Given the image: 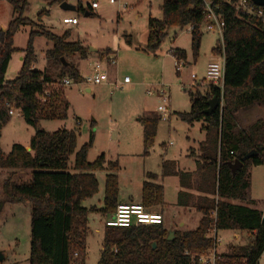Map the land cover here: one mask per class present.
I'll list each match as a JSON object with an SVG mask.
<instances>
[{
	"label": "trees",
	"instance_id": "16d2710c",
	"mask_svg": "<svg viewBox=\"0 0 264 264\" xmlns=\"http://www.w3.org/2000/svg\"><path fill=\"white\" fill-rule=\"evenodd\" d=\"M18 15L2 32L0 46V141L2 129L11 120L9 111L20 112L27 125L37 129L40 120L67 118L70 104L63 88L57 85L49 69H34L36 55L34 39L46 38L53 44L47 57L55 67H61L62 81L66 75L76 83L82 80L79 70L66 63L68 58H87L86 49L79 42H69L70 32L57 36L49 31L31 32L24 50L14 46L15 35L29 24L23 18L28 0H5ZM50 6L68 0H41ZM237 0H163L161 20L148 23L147 49H159L172 28L191 27L193 57L199 55L202 24L206 20V2L224 21L223 41L212 49L214 55L225 54L224 88L210 84L202 93L190 90V111L177 116L189 125L202 122L205 133L200 144L197 173L201 180L196 191L207 196H195L180 191L177 205L194 207L201 215L196 229L174 231L168 241L169 230L164 225L141 226L129 229L104 228L103 250L98 264H197V256L213 248L207 236L212 229L250 233L252 241L245 246H231L229 252L218 255L217 264H258L264 254V219L262 211L245 206L250 189V169L264 164V119H259L247 130L237 129L236 114L254 104L264 105V26L262 22L235 8ZM77 12L93 15L91 7L81 3ZM47 11L39 14L41 18ZM21 51L24 56L18 76L5 79L12 55ZM100 53H110L109 50ZM172 55L187 60L185 50L174 49ZM64 60V61H63ZM66 63L67 65H65ZM66 79V78H65ZM63 84V83H62ZM46 92L49 96H46ZM216 97L220 105L210 114L208 101ZM45 98V102L42 99ZM160 117L142 118L145 155L154 144ZM80 134L76 129L55 132L37 130L28 145L14 144L4 153L0 142V169L29 170L27 183L4 184L3 203L31 205L30 264H85L87 238L90 234L89 215L111 216L118 206L119 181L115 174L118 163H109L102 154L94 162L88 161L94 136L77 150ZM256 156L246 160L233 175L230 164L242 160L248 153ZM74 157L71 162V157ZM170 162H164V176L170 174ZM109 170L105 177L102 206L85 207L83 203L99 193L96 172ZM195 172V173H196ZM195 173L177 174L187 190L192 187ZM142 185L141 202L148 211L164 206V187L156 174L148 173ZM234 202L244 203L235 204ZM155 245V247H154Z\"/></svg>",
	"mask_w": 264,
	"mask_h": 264
},
{
	"label": "rangeland",
	"instance_id": "374dc122",
	"mask_svg": "<svg viewBox=\"0 0 264 264\" xmlns=\"http://www.w3.org/2000/svg\"><path fill=\"white\" fill-rule=\"evenodd\" d=\"M72 6L79 3L84 8L98 3V9L93 15L66 11L60 5L50 6L41 0H28V8L23 18L29 24L23 27L14 37V46L24 50L27 47L31 32L49 31L57 36L70 32L69 42H79L92 57L83 62L80 67L79 56L68 58L66 63L71 67H78L84 76H90L93 66L100 62L107 70L110 81L123 83L129 77L131 84L115 88L104 83L92 86L91 93L81 91L75 81L64 87L60 77L61 67H55L47 53L53 44L42 36L34 39L36 55L35 69L44 71L49 69L57 85L52 88H63L65 97L70 104L67 118L62 120H40L37 129L29 126L20 113H15L4 126L1 135V148L9 153L14 144L27 146L37 130L55 132L61 129H76L78 138L77 150L89 143L94 136L93 146L88 154V161L94 162L99 156H106V168L109 163H118L119 169L115 173L119 181V202H130V197L137 203L142 194V185L147 180V174L159 176V183L164 185V206L156 211L164 212V226L178 230L180 222H185L179 230H192L196 225L199 214L192 208L180 211L176 205L179 183L176 178L163 175V161L175 163L181 169H192V152L198 149V142L204 141L205 133L201 132L202 122L189 125L179 119L178 113H188L191 103L189 91L192 89V75H196L198 83L206 76L209 62L218 58L212 49L221 42L219 34L207 32V23L201 27L203 34L201 48L196 59L191 49V27L172 28L159 49L151 52L147 49L148 23L150 19L163 18V0H68ZM47 11L41 18L39 14ZM13 7L5 0H0V36L3 29L17 17ZM66 18L76 19L77 25L64 24ZM128 38L132 43H128ZM119 39V42H117ZM1 44V38H0ZM117 51V58L108 62L97 60L96 57L104 49ZM96 49L99 53H90ZM181 49L187 53V68L181 73L175 68V58L172 50ZM106 51V50H105ZM104 51V52H105ZM108 54V53H105ZM24 54L18 51L12 55L5 79L14 80L21 70V58ZM66 75L64 79H68ZM59 86V87H58ZM207 85L199 86L200 92L207 90ZM165 92L170 98L171 107L169 118H162L159 122L154 144L145 155L143 144L142 118L160 117L157 111L161 105L159 92ZM237 118L240 130H247L259 119H264V105L254 104L243 108ZM14 111H16L14 109ZM74 157H71L73 162ZM170 168V167H169ZM108 169V168H107ZM109 170L98 171L96 176L100 182L99 193L91 200L83 203L85 207L102 206L104 196L105 177ZM183 179L187 178L184 177ZM27 183L31 180L29 170L0 169V203L6 199L4 184ZM161 184V185H162ZM249 203L256 208L264 206V164L252 166L250 169ZM242 204L240 202H235ZM110 217V216H109ZM108 217V218H109ZM107 216L95 213L89 215L90 234L87 238V257L85 264H98L103 250V238ZM193 218V219H192ZM220 246L218 252L227 253L231 246L248 245L253 236L242 233L239 239H233L234 231H218ZM31 245V205L4 203L0 211V252L6 259L3 264H30Z\"/></svg>",
	"mask_w": 264,
	"mask_h": 264
},
{
	"label": "built area",
	"instance_id": "2783aa9c",
	"mask_svg": "<svg viewBox=\"0 0 264 264\" xmlns=\"http://www.w3.org/2000/svg\"><path fill=\"white\" fill-rule=\"evenodd\" d=\"M92 9L98 8V3L93 2L91 4ZM235 8L238 11L244 12L249 16H252L258 20H260L264 26V7H258L253 4L250 0H237L235 3ZM206 20L207 23L206 29L207 32L216 33L220 35L221 43L223 41V30L225 23L224 21L216 14L215 10L211 6L209 2H206ZM64 24H77L76 19L66 18L63 20ZM192 28H190V32ZM175 58V68L178 73L185 70L188 67L187 60ZM114 63V61H112ZM224 78H225V54L224 52L218 54V58L209 62L206 68V76L205 79L198 83V78L194 74L192 75V89L196 90L199 86L202 85H214L217 88L223 90L224 88ZM63 86H69L71 84V80L64 79L62 81ZM104 83H108L109 85L115 86V88L123 87L124 84H131L129 77H125L123 83L118 80L115 82L110 81L109 74L106 68L100 63L97 62L93 66V70L90 76H85L82 78L80 82L77 84L81 86V91H86L87 88L92 86L101 85ZM46 96H49V93L46 92ZM159 96L161 99V105L158 106L157 111L161 113L160 118L167 119L169 118L171 102L170 98L165 95V92H159ZM45 98L42 99L45 102ZM16 111L11 109L9 111V115H15ZM262 219H264V209L262 211ZM164 224V217L162 213L148 211L142 204L140 203H126V204H118L116 211L108 220L105 222V226L109 228H134L141 226H154V225H162ZM218 232L216 229H212L208 238L214 242V246L208 252L197 256V264H217L218 260V248L220 246V239L218 237ZM260 264V261L258 262Z\"/></svg>",
	"mask_w": 264,
	"mask_h": 264
},
{
	"label": "crops",
	"instance_id": "0c3cea01",
	"mask_svg": "<svg viewBox=\"0 0 264 264\" xmlns=\"http://www.w3.org/2000/svg\"><path fill=\"white\" fill-rule=\"evenodd\" d=\"M99 7V6H98ZM96 9H98V8H96ZM96 9H93V11L94 10H96ZM87 16H90L89 14H86ZM77 24H78V22H77ZM77 24H73V25H77ZM72 25V24H71ZM3 30H5V29H3ZM0 38H1V44H0V46L2 45V43H3V39H2V34H1V36H0ZM117 42H119V39H117ZM128 43H132V41H131V39L130 38H128ZM105 50H109L110 51V53H108V54H105V53H100V54H98V56L96 57V59L97 60H107L108 62H110V61H114L116 58H117V51H116V48H114V49H104L102 52H104ZM91 52L90 53H99V51H97L96 49H91L90 50ZM92 57V55H87V58L85 59V60H81L80 61V64H79V66L78 67H80V65L83 63V62H85V61H87V60H89L90 58ZM21 60V62H22V60H23V57L20 59ZM78 67H76L77 69H78ZM34 69H35V65H34ZM79 70V69H78ZM79 74H80V76H81V78H84L85 76L82 74V71H79ZM91 90H92V88H87V92L88 93H91ZM256 105V104H255ZM244 109H240L239 111H238V113L236 114V118H238V116H239V114L241 113V111H243ZM16 113H20L19 111H17L16 110ZM14 116V115H13ZM13 116H11V117H13ZM3 130V129H2ZM201 130V132H204V130H203V128H201L200 129ZM3 132V131H2ZM203 141H201V142H198V149H195L193 152H192V157H193V163H192V169H188L187 171L186 170H184L182 173H195L196 171H197V163H196V161L197 160H199L198 159V157H199V148H200V144L202 143ZM26 148H27V150H29V147H28V145L26 146ZM164 162L165 161H163V163H162V165L164 164ZM169 162V161H168ZM169 172H170V174H168V177H171V178H176L177 180H178V183H179V192L180 191H185V192H189V193H192V194H194L195 196H199V197H201V196H207L206 194H204V193H201V192H198V191H196V189H195V187H196V184L201 180V173H195V175H193V181H192V187L194 188V189H192V190H187V189H185L183 186H187V183L185 182V184L183 183V185H182V183H181V181L182 180H180V177L177 175V174H179V173H181V169L179 168V166L178 165H176L175 163H173L172 162V165H170V169H169ZM164 175V174H163ZM159 177V176H158ZM159 181H160V179L158 178V183H159ZM99 184H100V182H99ZM160 184V183H159ZM162 184V183H161ZM101 186V185H100ZM162 186L164 187V185L162 184ZM179 192H178V194H179ZM178 194H177V200H178ZM164 195H165V188H164ZM141 197H142V194H141ZM102 199H103V197H102ZM130 202H127V203H135V202H133V198L132 197H130ZM141 202V198H140V201L139 202H137V203H140ZM118 203L119 204H126V202L124 203V202H119V200H118ZM235 203V202H234ZM235 204H238V203H235ZM246 204V205H245ZM245 204L244 203H242V205H245V206H249L250 208H254V209H257V210H260V211H263V209H264V206H263V208L262 209H260V208H256L255 206H254V203H249V201L248 202H245ZM176 205H177V201H176ZM177 207H179L178 205H177ZM156 209V208H155ZM152 210V212H158V213H162V215H163V217H164V212H162V211H156V210ZM179 209H180V211H182L184 208H180L179 207ZM189 209V208H188ZM195 210L196 211V209L194 208V207H192V210ZM185 210V209H184ZM196 213H198L197 211H196ZM199 214V213H198ZM109 217V216H108ZM107 217V218H108ZM111 217V216H110ZM194 218L197 220L196 221V225L194 226V228L192 229V230H194V229H196L197 228V226H198V224H199V221H200V219H201V215L199 214V216L198 217H196V216H194ZM193 219V218H192ZM186 223L185 222H180L178 225L179 226H177V228H178V230H179V228L182 226V225H185ZM164 225V224H163ZM165 227V226H164ZM166 228V227H165ZM166 229H168V228H166ZM169 231L170 230H173V229H168ZM174 231H176V229H174ZM241 234H242V232H234V235H233V239H239L240 238V236H241ZM260 264H264V254L262 255V257L260 258Z\"/></svg>",
	"mask_w": 264,
	"mask_h": 264
},
{
	"label": "water",
	"instance_id": "95a60500",
	"mask_svg": "<svg viewBox=\"0 0 264 264\" xmlns=\"http://www.w3.org/2000/svg\"><path fill=\"white\" fill-rule=\"evenodd\" d=\"M253 4H255L258 7H264V0H250ZM60 8L66 11H75L76 7L70 5L68 2H63L62 4H60ZM64 61V60H63ZM65 65H67L66 63H64ZM208 105L209 108L204 112L205 114H210L212 113L219 105L220 102L218 101V99L216 97L212 98L211 100L208 101ZM30 151V149H29ZM256 151H252L250 153H248L242 160H236L235 162L230 164V168L232 170L233 175L236 174V172L238 170H240L242 168V166L244 165V162L246 160H249L251 158H253L254 156H256ZM4 206V203L1 202L0 203V211L2 210ZM174 238V231L170 230L168 233V241H171ZM155 247V245H154ZM6 257L5 255L0 252V264H3L5 261Z\"/></svg>",
	"mask_w": 264,
	"mask_h": 264
}]
</instances>
